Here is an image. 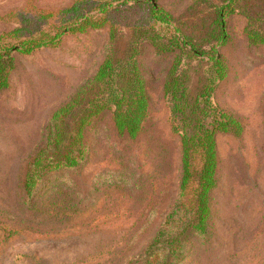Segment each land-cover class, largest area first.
<instances>
[{"label":"rangeland","instance_id":"rangeland-1","mask_svg":"<svg viewBox=\"0 0 264 264\" xmlns=\"http://www.w3.org/2000/svg\"><path fill=\"white\" fill-rule=\"evenodd\" d=\"M77 1L83 0H0V45L19 46L46 35L49 39L68 26L71 20H60V13ZM194 1L156 0L155 4L171 14L183 32L200 35L213 29L211 13L219 2L211 0L212 6L207 7ZM231 8L235 11L224 24L227 44H202L203 62H189L182 56L191 96L211 76L210 50L223 59L228 72L215 84L211 99L219 111L239 122L241 132L217 136L219 168L211 199L210 236L205 244L190 238L179 264H264V0H234ZM92 9L88 4L85 14L96 15ZM37 15L45 18L28 23L29 29L23 31L24 16ZM112 16L121 55L137 40L130 26H145L148 12L138 8ZM253 31L261 33L263 40L252 43L249 32ZM108 39V25L69 32L31 53L11 50L4 59L8 82L0 88V264H137L177 198L180 143L170 130L163 85L179 52L157 55L143 40L137 46V60L147 85L149 113L132 141L116 136L110 113L99 120L100 133L91 144L89 158L71 174L73 187L67 189L72 196L67 201L87 195L92 201L88 210H63L54 216L62 206L57 204L46 211L47 202L54 201V186L65 183V175L41 182L32 209L22 205L27 163L43 143L50 114L95 73ZM145 148H150L146 160ZM134 155L141 166L135 171L139 175L133 176L140 177V190L114 187L111 176L97 178L99 171L119 168L132 173ZM115 180V185L121 183Z\"/></svg>","mask_w":264,"mask_h":264},{"label":"trees","instance_id":"trees-1","mask_svg":"<svg viewBox=\"0 0 264 264\" xmlns=\"http://www.w3.org/2000/svg\"><path fill=\"white\" fill-rule=\"evenodd\" d=\"M131 1L135 3L129 4ZM155 1L109 0L96 4L88 0L75 2L60 13V20H71L68 26L57 31L49 39L46 35L44 38H29L19 46L0 45V88L7 87V62H4V59L8 58L11 50L31 53L35 49L56 43L65 33L109 26V41L103 61L68 101L50 114L43 129V143L30 157L22 182V205L32 209L41 182L51 176L65 175V183L60 182L54 186V201H48L50 198L47 200V205L44 206L46 211L56 209L57 204L62 206L54 216H59L63 210L87 211L92 203L91 199L84 195L82 198L76 197V201H67V197L72 199V196L67 194V189L73 187L71 174L80 171L89 158L91 144L100 133L97 130L99 120L104 114L110 113L116 136L132 141L138 138L149 113L147 85L137 60L140 53L137 46L144 40L151 44L157 55L179 52L163 85L169 107L170 130L179 136L180 143L178 194L153 239L136 260L137 264H179L190 238L205 244L204 241H208L210 236L209 228L214 212L211 199L217 186L219 168L217 136L225 133H233L235 136L241 132L239 122L219 111L211 99L215 84L228 72L223 59L217 57L213 48L210 50L207 57L211 76L207 77L206 83L191 96L188 72L183 68L185 60L182 56L189 62H203L205 54L199 52L202 44L213 41L218 45L227 44L229 41L224 24L226 17L235 10L231 8L234 0H217L219 5H214L211 13L213 29L204 34L192 35L183 32L171 14L159 8ZM194 3L212 6L211 0H195ZM88 4L92 5V10L97 11L96 15L88 14L90 11L85 14ZM138 8L147 9L146 24L144 26L135 23L130 26L134 29L132 34L137 36V40H133L127 51L120 55L116 48L117 32L112 13L129 14ZM44 18L45 16L38 15L24 16L22 30L27 31L28 23H35ZM249 37L252 43L263 40L261 33L254 31L249 32ZM149 149L145 148V160L149 157ZM140 153L135 152L138 155ZM136 157L137 155H134L132 158L133 165L137 164L136 167L133 166L132 173H127L125 168H119L110 172L99 171L97 178L102 180L104 176H111L114 187L124 186L140 190V177H133L135 174L139 175L135 171L141 167ZM123 170L126 173L124 179ZM115 179L121 183L115 185ZM91 193L94 194V190Z\"/></svg>","mask_w":264,"mask_h":264}]
</instances>
